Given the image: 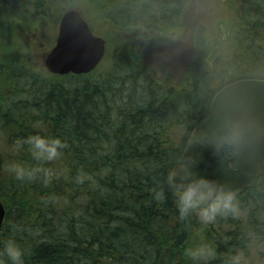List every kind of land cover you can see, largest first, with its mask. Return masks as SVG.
<instances>
[{"label": "trees", "instance_id": "16d2710c", "mask_svg": "<svg viewBox=\"0 0 264 264\" xmlns=\"http://www.w3.org/2000/svg\"><path fill=\"white\" fill-rule=\"evenodd\" d=\"M232 1L213 42L208 23L198 25L191 84L177 89L148 70L133 44L88 74L37 69L12 31L29 34V22L30 32L46 33L45 20L57 21L53 0H0V249L15 239L26 249L25 264H234L249 241L236 217L244 205L261 214L250 230L264 240V172L236 196L235 214L214 221L196 213L182 219L171 182L215 92L257 79L241 67L245 55L264 50V0ZM189 2L103 0L97 14L113 31L141 26L138 34L154 47L184 32L177 25ZM37 134L60 138L61 155L37 159L27 143ZM17 165L33 177L17 178Z\"/></svg>", "mask_w": 264, "mask_h": 264}, {"label": "water", "instance_id": "95a60500", "mask_svg": "<svg viewBox=\"0 0 264 264\" xmlns=\"http://www.w3.org/2000/svg\"><path fill=\"white\" fill-rule=\"evenodd\" d=\"M104 47V39L92 33L82 15L68 10L60 18L44 67L54 75L85 74L99 63ZM186 169L223 185L235 196L263 175L264 79L234 81L215 94L209 113L194 127L172 170L173 187ZM4 217L0 202V228Z\"/></svg>", "mask_w": 264, "mask_h": 264}, {"label": "rangeland", "instance_id": "374dc122", "mask_svg": "<svg viewBox=\"0 0 264 264\" xmlns=\"http://www.w3.org/2000/svg\"><path fill=\"white\" fill-rule=\"evenodd\" d=\"M97 2L101 3L103 0H53L54 16L57 18V21L54 24L51 20H45V24L47 25L46 33H42L37 28H33L34 32H30L31 24L29 22H25L28 23L25 27L29 29V34L25 33V28H19L21 31L18 33L16 32L18 30L17 27H14L12 31L13 36L17 35V38L23 43L19 50L25 53L24 59L30 61L37 69L45 70L44 59L54 45L59 17L66 10L75 9L83 18L89 21L93 27V31L101 35L105 41L104 54L99 61L101 63H98L99 66L101 65L102 67L103 63L112 54L121 49L123 45L133 44L140 48L148 70L154 72L159 78L161 77L165 81V85L174 86L177 89L185 88L191 84L189 65L193 57H195L194 36L199 29L198 25L208 23V33L211 37L209 40L213 42L218 37L220 24L226 25L228 17L231 14L230 12H233V9L230 8V3L233 4L232 0H190L185 23L177 25V27L184 26V32L174 41L151 47L147 45L144 37L138 34L141 26H137V28L135 26H128L124 31H122V28L117 27L113 31L108 23L104 21L103 17L97 14V10H99ZM2 15L0 13V18ZM51 17H53L52 14L47 16L48 19ZM18 26L21 27L20 24ZM205 41L206 37L203 36L202 42L204 43ZM215 51L216 49H214V57ZM260 52L256 50L255 55H245L241 68L248 66L254 78L264 79V50L262 49ZM0 61L5 60L1 59L0 56ZM260 216L261 214L253 211L249 205H244L242 211L236 213V217L242 222L243 232L247 233L249 239L246 244V251L242 254L240 264H264L263 237L258 232L254 230L251 232L250 230V226L256 225L254 221H257ZM199 249L201 247L196 251ZM201 252H205V250Z\"/></svg>", "mask_w": 264, "mask_h": 264}, {"label": "clouds", "instance_id": "9594fccd", "mask_svg": "<svg viewBox=\"0 0 264 264\" xmlns=\"http://www.w3.org/2000/svg\"><path fill=\"white\" fill-rule=\"evenodd\" d=\"M34 156L42 160H55L61 155L64 143L60 138H47L41 135L30 136L27 140ZM17 178L31 179L33 171L17 165L14 169ZM86 174L78 177L83 181ZM176 197V207L183 219L196 213L204 221H214L218 216L235 214L238 211L236 196L233 191L206 177L196 176L189 170L181 176V180L173 187ZM26 249L15 239L9 238L0 249V264H25ZM242 254L233 257L234 264H240Z\"/></svg>", "mask_w": 264, "mask_h": 264}, {"label": "flooded vegetation", "instance_id": "af4514ba", "mask_svg": "<svg viewBox=\"0 0 264 264\" xmlns=\"http://www.w3.org/2000/svg\"><path fill=\"white\" fill-rule=\"evenodd\" d=\"M236 81H237V80H236ZM222 87H224V86H222ZM222 87H221V88H222ZM221 88H220V89H221ZM220 89H219V90H220ZM219 90H218V91H219ZM224 151H225V153H226L227 155H230V154H231V150L228 149V148H225Z\"/></svg>", "mask_w": 264, "mask_h": 264}]
</instances>
